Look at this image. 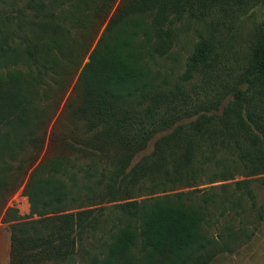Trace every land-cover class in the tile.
<instances>
[{
	"label": "trees",
	"instance_id": "obj_1",
	"mask_svg": "<svg viewBox=\"0 0 264 264\" xmlns=\"http://www.w3.org/2000/svg\"><path fill=\"white\" fill-rule=\"evenodd\" d=\"M252 3L264 7V0H99L90 13L69 21L87 31L80 42L69 35L64 15L34 17L30 38L21 37L19 42L33 67V85L40 88L51 79L65 90L74 77L67 69L79 70L78 102L69 98L66 108L72 106V119L88 135L57 138L51 133L49 141L54 135V140L93 162L108 161L111 169L103 166L99 178L86 175L84 186L76 189L53 176L34 197L29 195L42 227L34 228L33 234L12 228L9 264L59 263L72 257L84 234L100 226L101 216L95 212L101 210L94 206L107 203H117L120 228L104 257L93 258L91 264H210L216 255L231 251L226 243L202 234L203 208L137 199L174 187H195L204 178L208 184L232 179L234 166L248 176L263 175L264 185V18L254 29L242 70L231 75L221 63L237 43L229 31L230 19ZM146 15L154 29L151 44L150 33L147 42L138 41L140 31L146 32L141 21ZM185 18L209 19L210 24L207 35L200 34L179 81L189 83L211 70L217 71L222 88L182 84L169 88L167 80L158 82L144 69V50L165 54L174 41L172 27ZM104 21L107 24L90 50L97 26ZM6 38L1 52L14 51ZM24 84L16 74L0 78V127L20 129L40 148L45 135H34L43 120L38 114L30 121L31 101ZM5 137L0 153L9 141ZM152 141V150L135 161ZM60 166L55 163V174ZM245 185L236 182L235 188L252 197ZM202 192L204 203L214 201L211 192ZM73 203L81 205L80 210L69 209ZM84 205L90 206L81 209Z\"/></svg>",
	"mask_w": 264,
	"mask_h": 264
},
{
	"label": "rangeland",
	"instance_id": "obj_2",
	"mask_svg": "<svg viewBox=\"0 0 264 264\" xmlns=\"http://www.w3.org/2000/svg\"><path fill=\"white\" fill-rule=\"evenodd\" d=\"M98 4L99 0H0V46L4 44L3 38L7 36L8 43L14 48V51L5 48L6 53L0 49V78L16 74L26 82L23 89L31 101L30 121H36L38 114L43 120V125L36 130L34 136L45 135V141L39 148L24 138L20 129L12 131L0 127V140L6 138L5 134L9 136L7 147L0 153V264H9L10 238L14 226L22 228L28 234H33L34 228L42 227L38 223L41 217L31 210L33 202H30L29 195L34 197V193L45 181L53 176L59 177L76 189L84 186L86 175L92 174L99 178L103 166L111 169L108 161L96 158V162H93L75 148L63 146L54 140V135L53 140L49 141L51 133L57 138L66 135L77 138L88 136L82 124L72 119V106L66 108L68 100L71 99L74 104L78 102V89L75 84L79 70L74 71L72 67L67 69L74 77L65 90L59 88L51 79L36 88L31 80L32 64L19 44L21 37L30 38L29 27L35 20L34 17L39 14H53L59 17L64 15L67 19L65 27L71 28L69 35L78 42L83 41V35L87 31L74 28L69 21L90 13ZM235 15L234 19H230L229 31L237 36V43L234 44L233 50L221 59L226 70L228 68L229 72L232 71L231 75H237L244 66V55L249 50L254 29L263 21L264 7L261 3H252L238 9ZM208 20L201 22L185 18L176 22L171 29L175 34L173 44L163 55L150 54L146 48L141 62L148 76L156 78L158 82L167 80L169 88H173L175 84H182L183 88H222L216 78L217 71L211 70H206V75H195L189 83L179 81L200 34L207 35L210 24ZM141 21L146 32L140 31L138 41L145 38L147 42L146 33H150L151 44L154 42L151 17L146 15ZM106 24L107 21L98 24L99 31L90 50L97 43ZM86 61L87 59L84 62ZM221 76L225 78L222 73ZM58 81L60 82V79ZM152 146L153 141L135 161L147 155ZM58 161L61 162L60 171L55 174L54 165ZM232 170L233 178L226 181L208 184L204 178L195 187H174L153 196L144 194L137 201L159 198L161 201L168 200L203 208L205 221L201 227L202 234L219 244L226 243L231 249L230 252L216 255L210 264H264V185L261 182L263 175L248 176L235 166ZM241 181L246 182L245 186L252 192V197L236 190L235 183ZM4 182L7 186H1ZM204 190L213 194V202L204 203L201 200ZM177 194L185 196L180 199ZM116 206L117 203L94 206L96 210H101L95 212L101 216L98 229L84 234L82 243L77 246V252L72 257L59 263L47 264H91L93 258L101 260L120 228L121 220ZM79 207L81 205L73 203L69 209L77 211L80 210Z\"/></svg>",
	"mask_w": 264,
	"mask_h": 264
}]
</instances>
